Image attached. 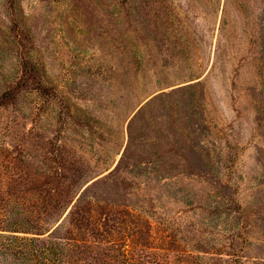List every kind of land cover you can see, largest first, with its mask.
<instances>
[{
    "label": "rangeland",
    "instance_id": "1",
    "mask_svg": "<svg viewBox=\"0 0 264 264\" xmlns=\"http://www.w3.org/2000/svg\"><path fill=\"white\" fill-rule=\"evenodd\" d=\"M0 264H264V0H0Z\"/></svg>",
    "mask_w": 264,
    "mask_h": 264
}]
</instances>
